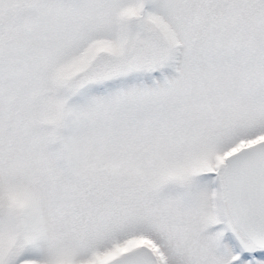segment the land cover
<instances>
[{
  "label": "snow or ice",
  "instance_id": "6c2138e0",
  "mask_svg": "<svg viewBox=\"0 0 264 264\" xmlns=\"http://www.w3.org/2000/svg\"><path fill=\"white\" fill-rule=\"evenodd\" d=\"M0 264H264V0H0Z\"/></svg>",
  "mask_w": 264,
  "mask_h": 264
}]
</instances>
